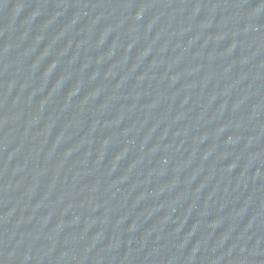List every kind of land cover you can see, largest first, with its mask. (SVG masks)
I'll return each instance as SVG.
<instances>
[{
	"label": "water",
	"instance_id": "obj_1",
	"mask_svg": "<svg viewBox=\"0 0 264 264\" xmlns=\"http://www.w3.org/2000/svg\"><path fill=\"white\" fill-rule=\"evenodd\" d=\"M185 0H0V264H167Z\"/></svg>",
	"mask_w": 264,
	"mask_h": 264
}]
</instances>
